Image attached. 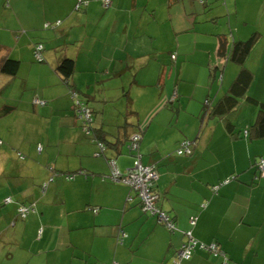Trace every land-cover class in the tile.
<instances>
[{
    "label": "crops",
    "instance_id": "0c3cea01",
    "mask_svg": "<svg viewBox=\"0 0 264 264\" xmlns=\"http://www.w3.org/2000/svg\"><path fill=\"white\" fill-rule=\"evenodd\" d=\"M77 2L0 0V39L8 40H0V62L20 60L15 75L0 70V108L13 107L5 114L11 123L0 127L7 141L0 137V245L12 250L6 264H171L189 230L221 252L197 247L183 264H264L257 165L264 136L244 133L262 106L242 102L228 118L205 116V100L216 103L240 70L219 54L221 46L228 52L255 32L248 93L264 103V0H112L109 8L89 0L80 10ZM65 57L75 60L76 96L57 71ZM76 100L93 109L90 135ZM133 131H142L143 162L157 166L158 204L175 216V232L128 185L106 177L113 159L122 172L131 167ZM96 132L108 142L100 157ZM184 140L194 142L191 151L178 154ZM32 201L36 210L19 218V204Z\"/></svg>",
    "mask_w": 264,
    "mask_h": 264
},
{
    "label": "trees",
    "instance_id": "16d2710c",
    "mask_svg": "<svg viewBox=\"0 0 264 264\" xmlns=\"http://www.w3.org/2000/svg\"><path fill=\"white\" fill-rule=\"evenodd\" d=\"M79 1V0H78ZM89 1V0H88ZM112 1V0H111ZM102 3H103V0H102ZM88 5V4H87ZM84 5L81 6L80 9L83 8ZM86 6V5H85ZM103 6H104V3H103ZM112 4L109 6L111 7ZM105 7V6H104ZM109 7H105V8H109ZM80 9H77V10H80ZM60 21V20H59ZM61 22V21H60ZM60 24V23H59ZM57 24V21L56 22H46L45 23V28H50V27H53V26H56V25H59ZM257 39H258V33H253L247 40H239V41H233V44H232V47L230 49V51L227 52L226 50V47H224L223 45L221 46L220 48V51H219V54L225 58V60H231V61H235L237 63L240 64V70L238 72V75L237 77L235 78V80L233 81L232 85L230 86L229 88V91L224 94L216 103H213L210 99H206L205 100V116L206 117H212V116H215V115H218V116H223L225 118H228L227 116L228 115H231L233 114L234 112H236L242 102H251V103H255V104H261V108H260V114L257 118V121L254 123V125H252L250 128H247L244 130V133H245V136H247L249 133H253L255 136H259V137H262L264 136V103L260 102L258 99H256L255 97L249 95L248 93V89H249V86L253 80V72L247 67L246 65V61H247V58L249 57L252 49L254 48L256 42H257ZM43 45V49L41 51V56H42V52L45 48L44 46V43L43 42H37L35 45H34V48H35V54L37 53L36 51V48L38 45ZM3 46L0 45V49L2 48ZM176 55V52L175 53H172L171 57L172 59H176V56L175 58H173V55ZM38 58V57H37ZM38 60H40L38 58ZM44 58L42 56V59L41 61H43ZM19 67H20V60L18 59H15V58H12V57H6V58H3L0 62V70L4 73H8V74H11V75H15L18 70H19ZM57 71L60 72L62 75H63V78L66 82H68V84L70 85L71 87V91L73 92V94L76 96L78 94V90L72 85L71 81H70V78L72 76V74L74 73L75 71V60L73 58H69V57H65L63 58L59 63H58V66H57ZM128 98V97H127ZM128 102H130V99L128 98L127 99ZM80 101V100H79ZM75 106L77 109V111L80 113L82 119H83V128H84V131L87 133V135H90L92 130L93 129V120H94V114H93V109L86 103V101H80L79 103L77 102V100L75 101ZM82 107V108H81ZM83 107L89 112L90 116L89 118H85V112L82 111L83 110ZM11 106L9 105H6V106H3L0 108V118L3 117L5 114H7V112H9L11 110ZM142 130V129H141ZM143 131V130H142ZM142 131H133L131 132L129 135H128V149H129V153L131 154V156L133 157V162H132V165L131 167L134 165V161H135V158L137 157V153H140L141 154V141H142ZM94 139L96 140V143L97 145L99 146V149L97 152H95V156L97 157H100L102 155H104V152L106 151V148H107V145H108V142H107V139L103 137V135H101L99 133L98 135V132L94 133ZM135 134H138L140 135V139L138 141V149H131V142H132V136L135 135ZM185 141V140H184ZM191 141V140H189ZM2 139L0 138V145L2 144ZM183 142V141H182ZM181 142V143H182ZM181 143L179 145V147L176 149V152L178 153V149L180 148L181 146ZM193 141H191V144H190V151H191V145H193ZM42 147V146H41ZM43 149V147H42ZM41 150H38V151H42ZM189 151V152H190ZM183 153H187L186 151L183 152ZM178 154H182V153H178ZM21 157H23L22 154H20ZM142 156V154H141ZM263 157H261L262 159ZM114 160V159H113ZM142 160H143V157H142ZM112 161V160H111ZM110 161V163H111ZM115 161V160H114ZM260 161V160H259ZM258 161V162H259ZM258 162H257V165H258ZM145 163V162H144ZM148 164H151V163H148ZM154 165V169L155 171L157 172V166L156 164H153ZM130 168V167H129ZM128 168V169H129ZM54 172V175H56V170L52 167L51 168ZM127 169V170H128ZM126 170V171H127ZM125 171V172H126ZM111 172H112V166H111V169H110V173L107 174L106 177L110 178L111 180L113 181H116V182H120V183H123L121 181H117V180H114L112 177H111ZM122 172V171H121ZM125 172H122V173H125ZM73 174L74 173H64V176L66 178H72L73 177ZM158 174V173H157ZM54 175H52L49 179H47L45 182H43L41 184V189L42 191L44 192L46 189H47V186H45V183L46 184H49V182L53 181L54 180ZM260 175H258L259 177ZM232 177V176H231ZM262 177V176H260ZM229 178V177H228ZM234 178V177H233ZM232 178V179H233ZM227 179V178H226ZM225 180V179H224ZM223 180V181H224ZM223 181H221L220 183H222ZM155 183H156V180L154 181V186H153V191L156 193L155 191ZM219 183V184H220ZM126 184V183H124ZM128 185V184H126ZM224 185V184H223ZM130 187V189H132L134 192H135V195H138V192L133 189L130 185H128ZM222 186V185H221ZM216 192V191H214ZM157 194V193H156ZM158 195V194H157ZM132 197L133 199V196L132 195H129ZM139 196V195H138ZM11 198V200L9 201H6L5 199V202H12L13 199L11 196H9ZM140 197V196H139ZM8 198V197H7ZM131 199V200H132ZM141 199V198H140ZM158 199H159V196L157 197V204H158ZM141 204L143 205V202L141 200ZM22 206H28V207H31V211L25 216H21L20 212H19V208L22 207ZM158 206L166 211L169 215H170V218L171 220L175 223L176 225V229L174 230H171L169 229L163 222L159 221L160 223L164 224L171 232H175L176 230H178L179 228L177 227V224H176V220H175V216H172L167 210H165L162 206H160L158 204ZM144 207V206H143ZM94 208H98L99 207H93L92 210ZM145 209V208H144ZM36 210V202L35 201H32V202H23V203H20L18 208H17V216L21 219H26L32 212H34ZM150 212V211H149ZM152 213V212H151ZM157 215L158 217V214L157 213H154ZM159 219V218H158ZM196 220H197V217H193L191 218V223L192 224H195L196 223ZM122 232H124L123 230H121ZM191 231V230H189ZM188 231V232H189ZM192 232V231H191ZM186 236H187V239L185 242L182 243V245L184 243H186L189 239V236L187 234V231L185 232ZM124 237V236H123ZM121 237V234L119 233V239L123 238ZM194 238V236H193ZM195 239V238H194ZM196 240V239H195ZM197 241V240H196ZM204 242H200V241H197V244L195 246V248L193 249L192 251V254L194 253L195 249L198 247V248H201V244H203ZM211 243H216L218 248H219V252H213L211 250H208V249H204V250H207V251H211L215 254H219L221 252V248L219 246V244L217 242H211ZM211 243H204L206 245H210ZM181 245V247H182ZM180 247V248H181ZM179 248V249H180ZM178 249V250H179ZM203 249V248H202ZM177 250V251H178ZM176 251V252H177ZM175 252V254H176ZM174 254V255H175ZM190 255V257H191ZM174 257V256H173ZM173 259V258H172ZM188 259V258H187ZM186 260V259H184Z\"/></svg>",
    "mask_w": 264,
    "mask_h": 264
},
{
    "label": "built area",
    "instance_id": "2783aa9c",
    "mask_svg": "<svg viewBox=\"0 0 264 264\" xmlns=\"http://www.w3.org/2000/svg\"><path fill=\"white\" fill-rule=\"evenodd\" d=\"M202 3L204 0H200ZM89 3L88 0H79L76 4V9H80L82 5H87ZM104 6L109 7L112 4L111 0H103ZM60 21H57L59 24ZM43 49V45H38L36 48V56L41 60V51ZM175 54L173 58H175ZM41 103H45L44 101H39ZM80 102L79 100L77 101ZM82 108V107H81ZM85 112V118H89V112L83 107ZM140 139V135L135 134L132 136L131 149H138V141ZM191 141L185 140L181 143L180 148L178 149V153L189 152L190 151ZM42 147L39 146L38 150H41ZM112 172L111 177L114 180L121 181L130 185L133 189L138 192L140 196L143 206L145 210L150 211L152 213H157L159 221L163 222L169 229H176L175 223L171 220L170 215L162 210L157 204L158 195L153 191L154 181L157 178V172L154 169L153 164L144 163L142 160V156L140 153H137V157L135 158L134 165L130 167L125 173H122L114 160L111 161ZM259 175L264 177V159H260L258 162ZM233 177H229L225 179L222 183L214 185L212 187L213 191H218L221 185L228 183ZM45 186L47 184L45 183ZM132 197L129 196L128 200H131ZM11 200L10 197L6 198V201ZM31 207L22 206L19 208V212L21 216L25 217L30 211ZM99 211L98 208H94L93 212L97 213ZM121 237L125 236V233L120 231ZM189 239L186 243L182 245V247L176 252L172 259L171 264H183L184 259H187L192 254L193 249L195 248L197 241L193 238L191 231L187 232ZM201 248L208 249L213 252H219V248L216 243H211L210 245L201 244Z\"/></svg>",
    "mask_w": 264,
    "mask_h": 264
},
{
    "label": "rangeland",
    "instance_id": "374dc122",
    "mask_svg": "<svg viewBox=\"0 0 264 264\" xmlns=\"http://www.w3.org/2000/svg\"><path fill=\"white\" fill-rule=\"evenodd\" d=\"M2 10L0 9V14H2L5 9H2ZM0 40H2L3 42H8L7 37H4V36H1V39ZM188 40H189V37H188ZM185 44L190 45L189 47H191V45H192L189 42H185ZM187 76L189 77L190 80L193 79L194 81H196V79H197V76L196 77L194 76V73L192 72V70H188L187 71ZM31 79H34V76L33 75L31 77ZM3 95L0 94V102H2L3 101V97L6 96V95H4V96ZM82 101H84V100H82ZM5 117H6V115L4 117L0 118V127L1 128H4V129L7 128V124L9 125L11 123V121H12V120L7 121ZM0 137L3 139L4 144L6 145V143H7L6 139H4V137L1 136V135H0ZM8 247H9L8 245H4V244L3 245H0V262L2 264H6V262H7L6 259H7L8 256H10L9 252L10 251L12 252V250L10 248H8ZM13 254H14V251H13Z\"/></svg>",
    "mask_w": 264,
    "mask_h": 264
}]
</instances>
